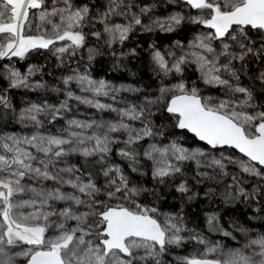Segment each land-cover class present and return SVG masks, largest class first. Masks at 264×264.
<instances>
[{
	"label": "snow or ice",
	"instance_id": "1",
	"mask_svg": "<svg viewBox=\"0 0 264 264\" xmlns=\"http://www.w3.org/2000/svg\"><path fill=\"white\" fill-rule=\"evenodd\" d=\"M177 6L197 14L171 12L161 17L153 14L154 5L141 6L136 0H0V60H24L48 50L63 64L76 58L89 37L104 39L111 48L123 45L138 29L173 32L185 23L207 29L166 51L154 48L152 60L162 77L158 95L123 107L114 106L120 103L119 93L140 89L95 80L78 68L60 78L61 86L48 89L45 82L33 79L42 74V66L29 65L22 72L11 63L0 65V79L7 81L0 89V109L11 110L22 129L0 133V264H163L169 247L179 248L186 240L205 245V251L177 257V264H264V234L209 258L220 251L219 244L210 245L198 233L183 235L190 230L181 215L161 218L157 208L138 203L146 189L134 185L119 166L106 163L113 145L123 144L119 155L132 167L141 156L137 146L148 140L142 156L161 183L180 174L188 161L221 172L231 164L264 181V104L256 102L252 87L240 83L236 67L264 64V0H180ZM97 24L100 30H94ZM95 55L96 50L88 48L90 61ZM192 66L205 85L223 90L222 98L202 96L194 84L185 82L183 73ZM170 76L175 83L167 82ZM256 79L264 83V71ZM73 83L81 95L72 90ZM21 88L48 90L64 98L55 104L27 102L17 113L8 92ZM71 101L115 112L117 118L78 119L72 115ZM154 107L170 114L175 128L193 133L213 149H237L243 158L208 159L206 151L176 140L159 143L166 133L154 123ZM59 120L63 128L50 131ZM73 155L95 158L104 184L90 172L67 165ZM232 179L238 195L255 199L239 187L237 176ZM178 191H187L184 183ZM207 223L209 230H219L215 214ZM240 231L248 235L247 229Z\"/></svg>",
	"mask_w": 264,
	"mask_h": 264
},
{
	"label": "rangeland",
	"instance_id": "2",
	"mask_svg": "<svg viewBox=\"0 0 264 264\" xmlns=\"http://www.w3.org/2000/svg\"><path fill=\"white\" fill-rule=\"evenodd\" d=\"M87 2V0H85ZM180 2V0H175V2H170V0H147L146 3H138L136 0V3L143 6L145 4L147 5H154L155 7L153 8V14L158 15V16H167L171 12H183L185 15H196L197 10L195 9H190L187 6L183 7H178L177 4ZM187 24V23H185ZM191 25V24H189ZM193 30L191 33L186 37V39H175L171 41H166L162 44L161 47L156 46L154 44H148L144 48V52L147 54L149 60L152 63V66L155 67V64L152 60V53L154 51V48L160 49L162 52L166 51L169 49L175 42L180 41L182 43H187L189 40L192 39L193 35L196 34L199 31H207V29H204L203 26H195L191 25ZM101 26L99 24L96 25L94 30H100ZM93 30V29H90ZM141 31V30H137ZM156 32V31H153ZM93 41H97L100 44L108 47L104 43V39L97 40L95 37H90ZM62 43V42H61ZM118 45L114 44L112 47ZM59 46V44L57 45ZM154 46V47H152ZM111 47V48H112ZM88 48H93L92 44L86 41V46L82 49H80L77 53V56L74 60L68 62L66 61L65 63L61 64L60 61L56 58L55 55H53L52 52L48 50H41L39 52H33L29 56H27L24 60H20L19 58H13L11 61L4 59L0 60V65H5L11 63L14 65L16 68H18L20 71H25L29 65H40L43 67V72L42 74H38L35 76L33 79L34 80H40L43 81L47 84L48 89H51L52 87L56 86H61L60 85V78L66 75L71 74L73 69L78 68L81 73H83L85 70L91 75V77L95 80H105L110 82L113 85L116 86H125V87H131V88H137L140 89L139 92H120L119 93V100L120 103L114 105L115 107H123L125 103L128 104H139L143 101V98L145 96L149 97H155L158 95L157 89L161 83V79L159 83L150 89H145V88H140L136 86L135 84L131 82H126V81H113L109 80L105 77H96L93 74V66L96 65V60H97V53L94 56V58L90 61L88 59ZM94 49V48H93ZM45 56H50L53 58V63L54 66L51 67V69L48 70V68L51 66L50 62ZM241 65L239 63L236 64V67L239 69ZM248 69H250L253 77L256 79L260 71H264V64L260 62H252L247 65ZM178 78V77H177ZM183 79L185 82L189 85L192 86L193 84L200 90V93L202 96H212L214 98L220 97L222 98V89H217L213 86H208L203 83L199 79V73L196 71L195 67H189L184 73H183ZM257 80V79H256ZM258 81V80H257ZM169 83H175L176 78H173L170 76L167 80ZM262 86H264V83H261L258 81ZM240 83L245 86L249 87L250 85L248 84L247 80L240 76ZM7 84L6 80L0 79V89L5 87ZM71 88L73 91L76 92V94L81 95L79 89H77L76 85L73 83L71 85ZM45 95L49 103L55 104L59 100H62L64 97L62 94H57L53 93L48 90H26V89H11L8 92V97L11 101L12 106L16 109V112L18 113L19 110L23 107L26 106L27 102H37L41 103L45 100H42V96ZM255 95V94H254ZM256 97V96H255ZM102 102L104 103H112V101L108 98L101 97L100 98ZM256 102L260 103L257 98ZM73 106V113L72 115H75L78 119L81 120H89V119H97V120H114L117 118V114L115 112H100L96 110L95 108H91L87 105L79 104L75 101L70 102ZM11 111V110H10ZM153 112L155 113L153 120L154 123L156 124L157 127L163 126L165 130V137L158 141L159 143H168L171 140H176L180 144H182L184 147L189 148V149H201L203 151H206L209 153L208 159H210L212 156H215L216 158H220L221 155L224 157H231L233 159H241L242 154L237 152L236 150L232 148H216L213 149L210 146H208L205 143H202L196 139V137L192 134H190L186 130H181L178 128L174 127V118L171 117L170 114L163 112L162 110H157L155 107L153 108ZM13 117L14 114L11 111ZM64 123L63 120H59ZM18 130L12 131V130H0V133H12L16 132L19 133L21 132V126L18 125ZM135 126H139L138 123ZM49 130L50 126H49ZM151 141H143L141 143H144V148L147 147V144L150 143ZM122 144L118 145H113V151L112 153L108 156L106 163L108 165H117L119 166L123 171L126 176L129 177L131 182L138 186V187H143L146 189V193L142 194L141 197L138 198V203H140L143 206H148V207H155L158 209V215L163 218L164 215L166 214H172V215H181L183 217L184 223L186 224L187 228L190 230L186 233H183V235L191 236L193 234H200L203 238H205L209 244H219L221 246V249L218 253L216 254H209V258H216L217 256H220L230 249H235V248H240L242 245H244L249 238H254L256 235H261L264 234V228L263 227H258V226H252L248 224L243 218L237 216V215H228L226 217V223L228 226L235 231L238 241L234 242L228 238L225 237H220V236H214L210 234L207 229H206V224L202 221L197 223V218L194 216L187 207L186 204V195L190 192L191 190V184L189 181L186 180H178V182L175 185V196L173 199L174 205L173 206H167L164 204L163 201V196H162V188L160 181L158 179H155L152 175L151 181L147 182L141 177H137L135 174H133L129 169L124 168L119 164L116 158V152L118 150V147ZM80 158H85L83 156H77L73 155L69 158H67L66 163L67 165H75L79 168L81 166L79 165V159ZM91 158V157H90ZM95 159V158H92ZM151 165V171H152V164L149 161ZM189 165H193L196 169L198 177L206 181L207 183L205 184L203 191L200 194V202L203 207L205 208H213L215 207L217 203V196H216V189L215 186L210 182V180L220 174H225L226 172L230 171L231 169H236L238 172H240L243 176L246 177H253L250 176L246 173L241 172L238 166H234L229 164L228 167L224 170V172H221L216 169H209L206 167H201L198 168L196 163L194 161H188L185 162V164L182 166V170L186 168ZM82 170V168H81ZM200 172H207V176H201L199 175ZM236 175H231L230 177V186L234 189L235 193L237 194V185L234 183L232 177ZM94 180H97L99 184H104L105 178L102 175L101 169L98 178H95L92 176ZM256 178V177H254ZM181 183H184L187 191L185 192H180L178 191V187ZM239 187H242L247 193H249L251 196H254L255 199H245L243 196H240L237 194L238 198L241 200L242 206L247 210V209H253V210H258L260 208L259 206V191H256L258 189L255 185H249L246 186L239 180ZM70 190V189H69ZM196 223L198 224V227H196ZM247 229L248 235L245 236L240 229ZM48 235H54V233H49ZM192 245H198L200 248V251L197 256L202 254L205 251V245H201L199 243H196L195 241L192 240H186L185 244H183L181 247L176 248V247H169V249H175V250H185L187 247H190ZM168 249V250H169ZM163 264H177V261L171 260L167 257L165 254L162 257Z\"/></svg>",
	"mask_w": 264,
	"mask_h": 264
},
{
	"label": "trees",
	"instance_id": "3",
	"mask_svg": "<svg viewBox=\"0 0 264 264\" xmlns=\"http://www.w3.org/2000/svg\"><path fill=\"white\" fill-rule=\"evenodd\" d=\"M138 3H146L147 0H137ZM89 31L90 28L85 29ZM193 30L189 24H184L173 32H144L136 31L130 35L123 45L118 44L112 48L106 47L97 41H93L90 37L87 42L91 43L97 53L96 65L93 66V74L96 77H105L113 81H126L135 84L140 88L150 89L155 87L161 76L158 74V70L152 66L147 54L144 52V48L148 44H154L161 47L164 42H168L175 39H186ZM135 49L133 53L132 50ZM115 53V55H113ZM123 54V55H122ZM50 62V67L54 66L53 58L45 56ZM242 77H244L250 87L254 89V94L257 100L264 104V86H262L252 75L250 69L247 66L241 68ZM47 97L42 96V100ZM0 130H18L17 123L11 113V111L4 112L0 109ZM64 123L57 121L54 126H50L52 132L57 129H62ZM142 146H137V151L141 153L139 157V163L132 165L131 161L121 157L119 155V149L123 147V144L118 147L116 152L117 161L124 168L129 169L137 177H141L147 182L151 181L152 171L149 161L142 156L144 143ZM79 165L83 171L90 172L92 176L98 178L101 166L96 159L92 158H80ZM135 167V171H133ZM231 175H236L239 180L246 186L255 185L259 189V206L258 210L245 209L242 206L241 200L238 198L234 189L230 186ZM178 180H186L191 184V190L186 195V204L188 210L197 218V223L204 222L206 224L207 231L214 235L228 238L234 242L238 241L237 235L226 223V217L228 215H237L243 218L248 224L252 226H258L264 228V181L254 177L243 176L236 169H231L226 174H220L214 176L210 182L215 186L217 203L215 207L205 208L200 202V194L206 181L201 180L193 165H189L182 170L180 174H176L164 179L161 184L162 196L164 204L167 206H173L175 196V185ZM215 214L218 217V229L213 228L209 230L207 218L209 215ZM196 223V227L198 224ZM224 231L230 232L231 236H225ZM235 237V239H233ZM200 248L198 245H192L185 250L169 249L167 251V257L171 260H176L177 257L198 255Z\"/></svg>",
	"mask_w": 264,
	"mask_h": 264
},
{
	"label": "water",
	"instance_id": "4",
	"mask_svg": "<svg viewBox=\"0 0 264 264\" xmlns=\"http://www.w3.org/2000/svg\"><path fill=\"white\" fill-rule=\"evenodd\" d=\"M187 131V130H186ZM189 132V131H188ZM190 134H192V135H194L193 133H191V132H189ZM195 136V135H194ZM196 139L199 141V139L196 137ZM200 142H202V143H205V142H203V141H200ZM206 144V143H205ZM209 146V145H208ZM211 147V146H210ZM222 148H226V147H222ZM227 148H229V147H227ZM232 149H234V148H232ZM234 150H236L237 152H239L237 149H234ZM241 154V153H240Z\"/></svg>",
	"mask_w": 264,
	"mask_h": 264
}]
</instances>
